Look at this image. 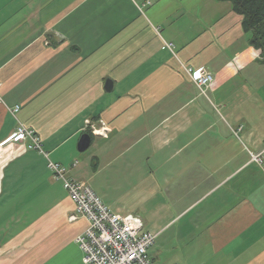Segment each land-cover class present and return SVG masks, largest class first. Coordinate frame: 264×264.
Returning a JSON list of instances; mask_svg holds the SVG:
<instances>
[{"label":"crops","instance_id":"crops-1","mask_svg":"<svg viewBox=\"0 0 264 264\" xmlns=\"http://www.w3.org/2000/svg\"><path fill=\"white\" fill-rule=\"evenodd\" d=\"M242 22L232 3L220 0H0V264H42L60 252L64 261L70 256L58 250L69 242L84 264L75 238L86 218L60 227L53 212L42 227L35 222L45 214L26 219L24 203L12 201L31 194L26 203L48 199L61 216L75 210L48 163L86 182L77 159L88 119L107 129L92 135L90 146L114 133L119 146L144 143L143 133L159 144L149 157L159 187L145 182L151 203L144 222L157 237L173 230L163 246L190 238L194 248L202 240L180 228L189 217L209 237L198 244L212 242L217 258L238 259L264 237V164H252L250 153L264 148V64ZM247 51L252 56L244 60ZM183 65L215 73L210 103ZM20 124L42 149L4 142ZM10 208L21 212L8 218ZM261 241L256 260L264 255ZM193 257L187 252L181 264Z\"/></svg>","mask_w":264,"mask_h":264},{"label":"rangeland","instance_id":"rangeland-1","mask_svg":"<svg viewBox=\"0 0 264 264\" xmlns=\"http://www.w3.org/2000/svg\"><path fill=\"white\" fill-rule=\"evenodd\" d=\"M169 47L173 49V45L170 44ZM245 54L246 56H244L243 59L244 58L251 59L252 55L248 51ZM260 62L263 63L261 60ZM200 66L205 67L204 65H200ZM187 67H191V65H183V71H186ZM205 68L214 74V79L212 81L213 83L215 80V73L209 68L207 67ZM212 83L209 85V87L212 85ZM209 87L197 88L199 93L202 94L201 96L202 99L208 101V103H210L209 101L211 100L209 97V91H210L208 90ZM17 108H19V106L16 107V109ZM95 123L98 124L99 121H96ZM240 130L241 128L239 127L238 131ZM143 135L146 138L145 142L134 144L132 146H125V145L119 146L120 136L117 137L116 133H114L112 137L108 140L103 138H97L95 139V142L97 143H94V145H91L88 149H86V151H83L84 154L83 158L77 159L78 161L77 167L79 170H81L82 173L81 178H83L86 181V183H88L95 190L97 194L99 193L101 196L99 194L98 195L101 198H104V200H106L107 202L111 201L112 202L111 204L118 203L120 207L124 208L123 212L134 213L136 215H139L142 218V220L145 221V213L147 210H149L148 208L151 203V199L149 195L145 194V192L148 193L150 191L146 189L145 182L151 183V185L154 187V190L155 189L157 190L159 187L156 183L155 170L152 167L153 160L152 158H149L153 152L154 154L159 152V148H158L159 144H155L157 145L155 146L152 143L154 137L153 135L148 133L147 134L143 133ZM148 143H150V145ZM8 144L13 145L16 143H8ZM2 147H4V145H2ZM110 147H111V152L110 155H108L107 153ZM250 153L252 159L251 163L263 167L264 148L260 151L250 152ZM146 154H148V159L146 156H144ZM94 155H96L98 159H99V155H101L102 160H98L97 158L94 157ZM0 162H1V157H0ZM4 167H5V163L3 165H1L0 163V171H3ZM58 183L59 186L57 187L62 190V187L60 186V182ZM34 196L32 197L31 194L29 195L25 194L22 197H18L14 201H12V202L24 203L25 209L23 212L26 213V219H28L29 217L34 218L37 215L45 214L44 216L41 217L39 221L35 222L39 226L43 227L45 225V222L48 221V219L45 217H48L50 216V213L52 214L53 212H55V214L52 217V220L55 221L60 227L65 226L68 228L73 226L72 225L73 220L70 219V216L68 217L63 216L64 214L61 216L57 208L52 209V206L54 204L53 201L51 202L50 200L45 199L42 200L41 202H38L39 204L35 202L36 203L35 205L26 203V202H31ZM158 196H159L158 194H153L154 202L155 200H158ZM42 197H43V193L40 196V200ZM2 198L3 200H6L8 196L4 195L2 196ZM12 207L13 205H11V208ZM63 207L64 206H62V208ZM11 208L9 209L8 212V218L11 216V214L12 215L18 213L20 214L21 210H17V209L12 210ZM156 212L157 211H154V215H156V218L159 219L160 214ZM2 213L5 212L2 211ZM165 216H168V212L165 213ZM185 223H187L188 225L185 226ZM30 226H32V224ZM175 226H178V224H176ZM179 226L182 230L187 229L189 230V232H192L193 233L192 239H197L198 237H201L202 239L201 241L207 242L209 238L207 236L206 230L204 231V226L200 225L199 223L194 224L191 217H189L183 224L179 223ZM251 227L253 226H250L249 229ZM172 231L173 230H169L165 234L158 236L154 243L155 245L150 247L149 253L152 258L155 255L154 253H156L158 250H161V252L157 256L158 258L155 257L153 258L154 264H175V263L181 264L182 262L185 261L187 252L194 253V257L190 259V263L192 262L193 264H247L248 262L251 263L253 261L255 262L254 264H256L259 258H263V262H264V255L263 257H260V253L262 254L263 251L257 254L258 259L256 260V253L260 251L261 249L260 245L262 243L261 240L264 237H261V239L256 244H254V246L250 248L248 251L243 252L242 257L238 259H232L230 257H226L223 253L220 258H217V255L213 250L212 242L209 243L207 247H204L203 244H198L201 241L196 243L193 242L195 247L192 248L189 245L190 242H187V240H189L190 238L182 239L179 243H176V245H174L173 242L171 243L169 241L164 245L166 247L164 248L163 243L160 242H162V239L164 238L165 241L168 240L170 237L168 236L165 237V236L171 233ZM251 234L252 233L250 232V235ZM75 246L78 247L77 244L73 242H69L58 250V251L64 250V252H66L70 256L69 259L67 258L66 260L62 261L63 260L62 256L65 253L61 254L60 252L56 254L55 257H51L50 259L45 260L42 264H81L78 261L79 257L81 256V251L79 250V248H76ZM163 248L164 250H162ZM195 248H197L198 250Z\"/></svg>","mask_w":264,"mask_h":264},{"label":"built area","instance_id":"built-area-1","mask_svg":"<svg viewBox=\"0 0 264 264\" xmlns=\"http://www.w3.org/2000/svg\"><path fill=\"white\" fill-rule=\"evenodd\" d=\"M185 72L200 88L209 87L214 79V74L203 66L187 67ZM85 126L92 134L107 135L104 124L88 119ZM29 140L32 143L28 145ZM4 142L22 145L23 151L28 147L42 149L41 139L24 124L19 125ZM48 166L62 180L75 205L70 219H87V226L75 239L83 251L84 264H153L149 249L157 234L147 229L139 215L114 211L88 183L69 177L62 164L50 160Z\"/></svg>","mask_w":264,"mask_h":264},{"label":"trees","instance_id":"trees-1","mask_svg":"<svg viewBox=\"0 0 264 264\" xmlns=\"http://www.w3.org/2000/svg\"><path fill=\"white\" fill-rule=\"evenodd\" d=\"M220 1H230L233 10L243 15L242 24L248 42L258 52V59L264 64V0Z\"/></svg>","mask_w":264,"mask_h":264},{"label":"water","instance_id":"water-1","mask_svg":"<svg viewBox=\"0 0 264 264\" xmlns=\"http://www.w3.org/2000/svg\"><path fill=\"white\" fill-rule=\"evenodd\" d=\"M105 87L107 90H111L113 87V81L112 79L108 78L105 83ZM92 143V135L89 132H85L79 141L78 148L80 151L86 150L90 144Z\"/></svg>","mask_w":264,"mask_h":264},{"label":"bare ground","instance_id":"bare-ground-1","mask_svg":"<svg viewBox=\"0 0 264 264\" xmlns=\"http://www.w3.org/2000/svg\"><path fill=\"white\" fill-rule=\"evenodd\" d=\"M252 160V159H251ZM76 239V238H75Z\"/></svg>","mask_w":264,"mask_h":264},{"label":"flooded vegetation","instance_id":"flooded-vegetation-1","mask_svg":"<svg viewBox=\"0 0 264 264\" xmlns=\"http://www.w3.org/2000/svg\"><path fill=\"white\" fill-rule=\"evenodd\" d=\"M90 133V132H89Z\"/></svg>","mask_w":264,"mask_h":264}]
</instances>
